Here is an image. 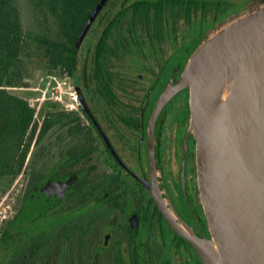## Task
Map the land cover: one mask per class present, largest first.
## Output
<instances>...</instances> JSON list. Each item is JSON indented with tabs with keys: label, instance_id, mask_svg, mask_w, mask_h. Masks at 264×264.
<instances>
[{
	"label": "flooded vegetation",
	"instance_id": "flooded-vegetation-1",
	"mask_svg": "<svg viewBox=\"0 0 264 264\" xmlns=\"http://www.w3.org/2000/svg\"><path fill=\"white\" fill-rule=\"evenodd\" d=\"M253 1L107 0L90 26L91 65L81 81L71 76L79 113L44 128L39 165L24 169L22 199L0 236L11 243L0 264H201L153 194L184 232L207 233L188 90L150 118L194 39Z\"/></svg>",
	"mask_w": 264,
	"mask_h": 264
},
{
	"label": "water",
	"instance_id": "water-1",
	"mask_svg": "<svg viewBox=\"0 0 264 264\" xmlns=\"http://www.w3.org/2000/svg\"><path fill=\"white\" fill-rule=\"evenodd\" d=\"M106 2L97 1L75 39L73 72L78 49ZM192 47L179 60L178 77H171L160 93L150 124L171 98L188 90L195 197L207 233L184 232L159 194H153L201 264H264V0L218 23ZM75 90L85 107L79 88Z\"/></svg>",
	"mask_w": 264,
	"mask_h": 264
},
{
	"label": "trees",
	"instance_id": "trees-1",
	"mask_svg": "<svg viewBox=\"0 0 264 264\" xmlns=\"http://www.w3.org/2000/svg\"><path fill=\"white\" fill-rule=\"evenodd\" d=\"M96 1L22 0L36 23L45 29L32 33L23 27L21 4L0 0V176H16L27 167L34 172L39 165L44 128L64 120L63 112H48L40 122L36 121L35 109L5 87L20 82L17 68L22 58L32 56L46 58L52 67L63 68L72 76L73 44ZM146 4L148 10L154 5ZM52 31L55 35H51ZM7 238L5 231L1 241Z\"/></svg>",
	"mask_w": 264,
	"mask_h": 264
},
{
	"label": "rangeland",
	"instance_id": "rangeland-1",
	"mask_svg": "<svg viewBox=\"0 0 264 264\" xmlns=\"http://www.w3.org/2000/svg\"><path fill=\"white\" fill-rule=\"evenodd\" d=\"M15 2L20 3L23 9L22 22L24 29L32 33L43 32L45 29L36 23L22 0H15ZM93 25L87 31L78 50L76 71L80 81L83 64L91 65L92 53L91 51L88 53L87 46L89 40H93V42L96 40L97 34L95 32H97V28ZM49 26L52 29V25ZM51 35H55V32L52 31ZM17 69L20 82L16 86L5 88L12 95L23 99L35 109L34 118L36 121L40 122L48 112L79 113L74 82L63 68H54L46 58L32 56L22 58ZM26 174V171H22L16 176H0V236L8 226L22 199ZM10 250L11 243L0 242V260L7 259ZM4 264H9V262Z\"/></svg>",
	"mask_w": 264,
	"mask_h": 264
},
{
	"label": "bare ground",
	"instance_id": "bare-ground-1",
	"mask_svg": "<svg viewBox=\"0 0 264 264\" xmlns=\"http://www.w3.org/2000/svg\"><path fill=\"white\" fill-rule=\"evenodd\" d=\"M224 100V97H222V101Z\"/></svg>",
	"mask_w": 264,
	"mask_h": 264
}]
</instances>
